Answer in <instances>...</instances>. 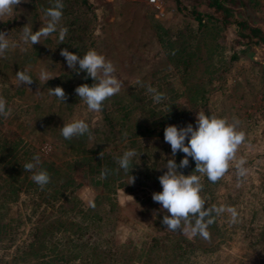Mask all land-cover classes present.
<instances>
[{
    "label": "rangeland",
    "instance_id": "rangeland-1",
    "mask_svg": "<svg viewBox=\"0 0 264 264\" xmlns=\"http://www.w3.org/2000/svg\"><path fill=\"white\" fill-rule=\"evenodd\" d=\"M88 1L92 5L90 10L80 6V0H63V15L58 27L68 28L66 37L71 32L80 33L82 38L74 42L85 44L104 55L114 64L115 75L127 84L140 77L149 80V74L155 70V77H159L161 83H169L166 87L172 85L178 88L177 91L183 88L181 82L184 79L188 83L203 81L209 90L208 102L199 111L227 117L229 121L238 119V130L245 133V141L238 148L236 161L231 163L221 180L208 184L206 176L201 177L203 190L207 191L211 200L207 202L208 206H231L238 212L234 223L230 213L215 216L218 227L216 230L208 229L210 236L207 239L191 232L167 230L162 224L166 213L152 198L155 187L144 189V195L149 198L144 202L142 198L137 200L132 194L117 188L116 180L111 182L112 178H101L102 164L106 159L105 156L101 159V152L95 156V162L99 160L100 164L97 166V176L93 181H84L75 192L77 197L84 205H89L96 195L108 194L116 203L107 231L112 247L120 252L127 249L126 254L132 250L137 253L140 248L149 251L151 239L160 238L159 247L150 255L151 258H158V264H178L170 246L177 237L184 236L196 244L193 261L185 264H264V47L242 44L235 25L224 29L217 27L211 38L214 25L209 23L204 33L195 31L190 36L195 49L199 50L198 59L186 71L187 75H178L177 72H182V69L178 65L177 70L174 65L164 66L165 57L156 54L158 45L153 43L152 37L156 23L173 31H187L195 24L192 16L177 9L174 0ZM184 1L187 5L192 3L191 0ZM244 1L254 23L264 28V0ZM53 2L27 0L21 3L12 16L0 21V31L8 33L10 41L19 44L21 29L29 24L34 32L38 31L46 23L45 10ZM198 9L202 13L212 12L204 5ZM58 36L57 31L47 38L42 37L40 43L10 48L0 56V98L11 109L7 118L0 116V137L9 141L20 139L25 146L39 150L44 158L57 163L78 155L75 147L64 148L61 143L52 140L65 122L84 119L93 128L99 127L102 122L99 113L90 112L83 102L70 103V109L64 110L59 101L52 100L54 96L49 95L48 88L41 91L39 86L22 85L17 81L16 73L25 68L40 83L43 82L39 80L41 69H46L53 77L60 74L70 76V68L60 53L64 48L71 49L61 43ZM184 38L187 36L184 35ZM233 54L236 57H232ZM17 89L22 92H16ZM180 101L183 103L185 100ZM197 113L179 120L177 126L185 127L189 123L195 126ZM11 132L14 134L10 135ZM137 141L142 143L147 165L154 164L157 157L160 160L170 159L171 147L164 136L147 135ZM45 145L50 147V151H44ZM160 145L165 146L166 150L161 149ZM104 149L107 150L108 146ZM240 158L246 160L245 167L248 169L242 182L238 181L235 168ZM160 166L165 167L166 162ZM27 214L28 210L19 202H0V216L14 219L12 224H16L15 220L20 218L23 224L19 227H25L26 231L32 225V217L29 220ZM5 242L0 243V264H38L40 261L36 258L13 260L7 253L16 244L6 250L2 248ZM132 254L135 261L138 253Z\"/></svg>",
    "mask_w": 264,
    "mask_h": 264
},
{
    "label": "trees",
    "instance_id": "trees-1",
    "mask_svg": "<svg viewBox=\"0 0 264 264\" xmlns=\"http://www.w3.org/2000/svg\"><path fill=\"white\" fill-rule=\"evenodd\" d=\"M191 1L192 3L187 5L184 0H174L177 9L183 10L195 21L192 27L187 25L189 29L185 30L186 32L173 31L159 23L154 25L153 43L158 45L156 54L164 55L165 67L174 65L177 70L178 65L182 72L178 71L177 74L187 75L186 71L198 59L199 54L190 36L195 31L204 33L209 23L214 25V30L210 32L211 38L214 37L213 32L217 27L224 29L235 25L242 44H258L264 47V28L254 23L244 0ZM79 5L92 9L88 0H80ZM200 5L212 12L202 13L198 9ZM184 35L187 38H184ZM80 37V33L71 32L63 44L70 47L71 52L83 56L90 48L74 42ZM92 44L91 42L90 45ZM217 45L216 42L215 46ZM234 54L232 57H236ZM70 72L71 77L69 74H60L46 83L33 79L32 84L39 86L41 91L62 87L68 97L65 103L55 96L52 100L59 101L64 110L70 109V103L83 102L75 92L76 87L94 83L91 78L84 79L86 72L77 74L72 69ZM156 73L155 70L149 74V80L140 77L132 83H124L118 94L104 102L102 111L98 112L101 125L96 128L89 125L92 138L85 134L66 140L61 132L57 131L52 137L53 142L58 141L64 148L75 147L78 155L74 158L57 163L44 158L39 150L25 146L20 139L9 141L8 138L0 137V202H19L28 210L26 217L28 216L29 220L32 217V225L26 231L25 227H19L23 224L20 218L15 220L16 224H12L14 219L0 216V243L6 241L2 246L6 250L16 244L12 251L6 252L13 260L26 261L36 258L40 259L38 264H158V258L153 259L150 255L158 249L160 238L151 239L149 251H142L140 248L138 254L134 250L126 254L127 249L120 252L112 247L107 230L110 229V214L114 212L116 203L108 194L96 195L89 205H84L75 194L84 181H93L97 176V166L100 164L99 160L95 162V156L100 152H104L106 157L105 163L102 164L104 169L108 170L106 177L112 178L111 182L116 180L117 188L132 194L137 200L142 198L144 202L148 198L144 195V189L153 186L154 193L162 190L158 178L167 169L160 165L167 162V159L160 160L157 157L154 164L147 165L142 143H137V140L147 135L164 136V129L168 125H177L179 120L189 118L193 112L205 108L209 90L203 81L188 83L185 79L182 80L181 84L184 86L179 91L172 85L167 88L170 84L161 83V79L155 77ZM148 86L164 93L166 99L158 104L154 103L152 94L147 92ZM4 91L8 92L9 89ZM16 92L22 91L17 89ZM180 100H185L186 104ZM12 134L14 133L11 132L10 135ZM106 146L107 150L104 149ZM159 147L166 150L163 145ZM129 148L135 149L137 156L132 161L133 170L125 173L119 169L116 157ZM36 154L41 158L40 167L46 169L50 175V182L43 189L31 179L32 172L23 169V165L31 162ZM184 155L182 152L177 153V164ZM190 159L189 166L180 169L185 175L195 170L196 164L194 160L190 162ZM209 182L208 180V184ZM140 192L143 193L142 196ZM206 192L203 190L201 195L206 203L211 202ZM216 222L215 219L209 228L216 230ZM23 234L25 235L22 236ZM170 251L178 264L191 263L196 244L187 237L179 236L171 243ZM132 253L137 254V260L134 261Z\"/></svg>",
    "mask_w": 264,
    "mask_h": 264
},
{
    "label": "clouds",
    "instance_id": "clouds-1",
    "mask_svg": "<svg viewBox=\"0 0 264 264\" xmlns=\"http://www.w3.org/2000/svg\"><path fill=\"white\" fill-rule=\"evenodd\" d=\"M23 2L27 0H0V21H5V17L12 16ZM63 8V0H54L52 6L45 10L46 23L35 32L29 24L24 26L21 29L19 44L11 42L10 35L0 31V56H3L10 48L28 44L33 46L40 43L42 37L47 38L57 31L58 38L63 43L68 33L67 27H58L62 19ZM60 54L65 58L70 69L77 74L86 72L84 79L91 78L94 81L91 85L85 83L75 89L80 101L87 105L90 112L102 111L104 102L121 91L124 81L115 75L114 64L95 49H89L83 56H80L64 48ZM52 78L54 77L46 69L40 70V81L46 83ZM16 79L22 85H31L34 82L27 68L17 72ZM147 92L152 94L154 103L158 104L166 99L165 94L154 87L148 86ZM49 95L55 96L63 103L68 99L65 90L60 86L50 88ZM10 114L11 109L7 107L6 101L0 98V116L7 118ZM238 128L239 120L236 118L229 121L227 117H218L215 114L209 115L198 111L195 126L191 123L185 127L168 125L164 129V140L171 146V158L167 160L164 167L167 171L158 178L162 191L153 193L152 198L166 213L162 224L167 230L191 232L207 239L210 236L209 226L215 222V216L227 212L231 215V221L233 223L236 221L238 216L236 208L207 205L201 195L203 191L201 177L206 176L210 182L216 183L225 176L231 163L236 161L239 146L245 141V133ZM60 132L66 140L85 134L91 138L92 135L89 124L84 119L65 122ZM44 151H50V147L45 145ZM178 152L185 154L179 164L176 162ZM103 156L104 152H101V159ZM136 156L135 149L125 150L121 156L116 157L119 169L125 173H128L130 169L132 171V161ZM189 158L194 160L196 167L191 174L185 175L180 169L189 166ZM40 164V155L36 154L31 162L23 165V169L32 172L31 179L43 189L50 182V175L46 169L40 167ZM245 164L244 158H240L235 163L237 178L240 182L248 174ZM107 174L108 170H101V178H105Z\"/></svg>",
    "mask_w": 264,
    "mask_h": 264
},
{
    "label": "built area",
    "instance_id": "built-area-1",
    "mask_svg": "<svg viewBox=\"0 0 264 264\" xmlns=\"http://www.w3.org/2000/svg\"><path fill=\"white\" fill-rule=\"evenodd\" d=\"M149 1H154V0H149Z\"/></svg>",
    "mask_w": 264,
    "mask_h": 264
}]
</instances>
